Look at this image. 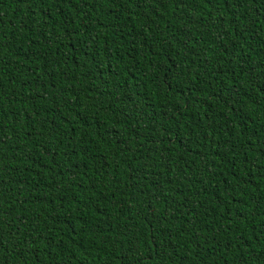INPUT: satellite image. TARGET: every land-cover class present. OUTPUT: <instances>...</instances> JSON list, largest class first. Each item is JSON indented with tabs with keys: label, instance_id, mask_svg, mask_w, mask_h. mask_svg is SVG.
<instances>
[{
	"label": "trees",
	"instance_id": "trees-1",
	"mask_svg": "<svg viewBox=\"0 0 264 264\" xmlns=\"http://www.w3.org/2000/svg\"><path fill=\"white\" fill-rule=\"evenodd\" d=\"M0 264H264V0H0Z\"/></svg>",
	"mask_w": 264,
	"mask_h": 264
}]
</instances>
